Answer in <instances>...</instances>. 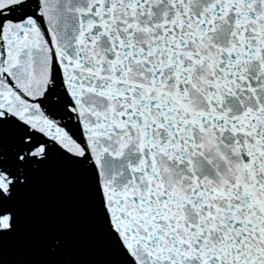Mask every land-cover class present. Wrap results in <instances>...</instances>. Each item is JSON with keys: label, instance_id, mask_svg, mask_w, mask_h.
Wrapping results in <instances>:
<instances>
[{"label": "snow or ice", "instance_id": "1", "mask_svg": "<svg viewBox=\"0 0 264 264\" xmlns=\"http://www.w3.org/2000/svg\"><path fill=\"white\" fill-rule=\"evenodd\" d=\"M51 164L111 264H264V0H0V241Z\"/></svg>", "mask_w": 264, "mask_h": 264}, {"label": "water", "instance_id": "2", "mask_svg": "<svg viewBox=\"0 0 264 264\" xmlns=\"http://www.w3.org/2000/svg\"><path fill=\"white\" fill-rule=\"evenodd\" d=\"M37 179L39 193L36 195L35 198H33V203L27 205V207H24L26 203L24 202L23 198H21V214L19 227L15 233L11 234L3 241H0V253L5 251L3 248H1L3 245L13 243L16 237H20L21 240L27 242L26 249L23 250L29 252V255H22L23 257L20 256L18 258V261L15 260L14 264H24L22 262L24 260L30 261V264H51L52 260L50 257L45 256V252L47 249L50 248L49 246L51 237L53 235H56L60 236L63 239V248H65L67 252L72 251L71 255L73 259H75V262L73 264H96L90 252L85 249V246L79 238L78 232L72 227L68 229V233H66L65 230L55 228V230H53L54 232L50 234L51 237H45L39 231L37 233L35 231L33 232L31 230H28L31 225L36 224L35 222H39V224L45 225V220L48 217V219H51L52 221L55 219H59L63 222V224L67 222L65 216H63L65 206L63 205L62 199L63 196H65L66 191H69L70 189L66 185L63 186L65 181L59 179L58 176H42V174L39 175ZM82 190V195L87 196L85 188H83ZM90 206L88 207V209L91 212ZM36 213H41L40 217L35 218ZM25 216H27L28 222L25 221ZM21 228L27 229L28 233L26 231H20ZM56 230L58 231V233H56ZM34 242H40V245H38V249H41L39 256H36L35 253H32V247ZM66 264H68V262Z\"/></svg>", "mask_w": 264, "mask_h": 264}]
</instances>
